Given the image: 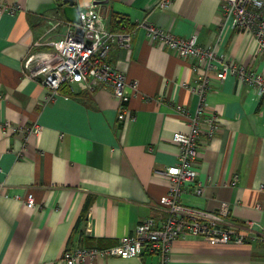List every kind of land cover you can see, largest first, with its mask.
Here are the masks:
<instances>
[{
    "label": "crops",
    "instance_id": "obj_1",
    "mask_svg": "<svg viewBox=\"0 0 264 264\" xmlns=\"http://www.w3.org/2000/svg\"><path fill=\"white\" fill-rule=\"evenodd\" d=\"M160 2L107 0L101 7L107 29L135 31L131 49L116 43L109 55L140 93L129 103L136 120L122 125L110 89L75 85L48 102L43 85L25 74L32 45L68 31L56 0H0V9L17 8L0 12V264H60L68 245L112 247L143 221L167 218L162 200L168 180L159 172L177 163L173 135L190 130L178 107L195 115L199 97L187 87L200 76L192 71L193 59L150 43L146 29L136 25L196 34L200 45L216 44L219 55L264 75V56L253 60L251 36L227 30L218 43L222 0H173L166 10ZM210 86L205 103L221 127L210 140L202 136L197 183L203 195L186 187L182 204L214 213L229 203L226 229L264 235V101L233 77L213 78ZM35 125L38 133H29ZM29 194L36 199L33 209L25 207ZM158 262L150 255L82 264ZM169 264H264V243L212 245L187 235L175 242Z\"/></svg>",
    "mask_w": 264,
    "mask_h": 264
},
{
    "label": "built area",
    "instance_id": "obj_2",
    "mask_svg": "<svg viewBox=\"0 0 264 264\" xmlns=\"http://www.w3.org/2000/svg\"><path fill=\"white\" fill-rule=\"evenodd\" d=\"M173 0H161L159 9L166 10ZM107 0H84L79 10V24L67 23L68 31L60 39L48 43L36 42L30 48L25 61L24 72L36 80L47 91V101L51 102L64 87L74 91L75 85H82L90 92L110 89L119 100L118 123L126 125L134 122L136 115L129 107L131 98L140 96L137 82H128L123 71L109 61V55L116 43L131 49L135 31L113 32L107 29L101 7ZM16 13L15 6H3L0 12ZM217 41L220 44L227 30L251 36L255 41L253 60L264 56V0H222ZM60 22L54 26H60ZM144 27L152 44H164L182 59H193L192 71L199 80L188 86V90L199 97L194 116L187 109L178 110L188 120V133H175L173 143L178 146L177 163L159 172L168 180V194L162 203L167 208V218L156 221L149 218L138 225L132 235L120 239L119 243L107 248H90L68 245L60 264H82L97 258H139L157 256L158 264H169L175 242L187 235L203 239L212 245H257L264 243L263 234L232 232L222 223L230 214L229 203H222L214 213H205L187 208L182 204L185 188H192L196 196H202L203 186L197 183L198 166L201 158L202 136L214 138L221 127L220 117L208 109L205 98L211 90L213 78L223 81L228 77L251 87L260 101H264V75L257 73L245 63L237 64L219 55L216 44L204 47L198 42V35L180 37L166 32L160 27L147 23ZM82 30L84 35H80ZM91 34V38L88 37ZM44 45L47 47L44 48ZM1 98V96H0ZM36 125L29 133H38ZM234 177L231 186L238 184ZM198 184L197 187H193ZM189 188V189H190ZM36 199L27 196L25 207L33 209ZM251 229V225H249Z\"/></svg>",
    "mask_w": 264,
    "mask_h": 264
},
{
    "label": "water",
    "instance_id": "obj_3",
    "mask_svg": "<svg viewBox=\"0 0 264 264\" xmlns=\"http://www.w3.org/2000/svg\"><path fill=\"white\" fill-rule=\"evenodd\" d=\"M83 6V0H62V14L64 18L74 24H79V10ZM80 35H84L82 30L79 31ZM91 38V34H88Z\"/></svg>",
    "mask_w": 264,
    "mask_h": 264
},
{
    "label": "trees",
    "instance_id": "obj_4",
    "mask_svg": "<svg viewBox=\"0 0 264 264\" xmlns=\"http://www.w3.org/2000/svg\"><path fill=\"white\" fill-rule=\"evenodd\" d=\"M56 4H57V11L58 13H60L61 17L63 18V14H62V0H56ZM64 90H68L65 87L63 89H61L60 93L62 94ZM68 95H71V93H68ZM90 248H94V247H90Z\"/></svg>",
    "mask_w": 264,
    "mask_h": 264
}]
</instances>
